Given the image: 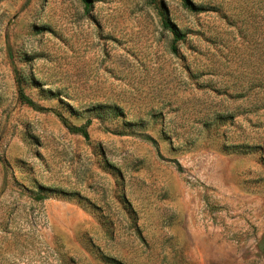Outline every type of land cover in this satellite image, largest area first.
I'll list each match as a JSON object with an SVG mask.
<instances>
[{
	"label": "rangeland",
	"instance_id": "374dc122",
	"mask_svg": "<svg viewBox=\"0 0 264 264\" xmlns=\"http://www.w3.org/2000/svg\"><path fill=\"white\" fill-rule=\"evenodd\" d=\"M0 264H264V0H0Z\"/></svg>",
	"mask_w": 264,
	"mask_h": 264
},
{
	"label": "trees",
	"instance_id": "16d2710c",
	"mask_svg": "<svg viewBox=\"0 0 264 264\" xmlns=\"http://www.w3.org/2000/svg\"><path fill=\"white\" fill-rule=\"evenodd\" d=\"M163 23H164L165 28L168 29L174 35L176 40H181L182 37H184V35L181 33V31L173 23H171L166 17H164ZM19 93H20V100L25 105L40 110L39 106L24 93V91L21 88V86L19 87ZM64 123L68 127L70 132H72L74 134L81 135L87 141L90 140V135H89V131H88V128L90 126V122H87L82 127H74V126H70L67 122H64ZM40 197H41L40 200H44L45 199L44 196L43 197L40 196Z\"/></svg>",
	"mask_w": 264,
	"mask_h": 264
}]
</instances>
